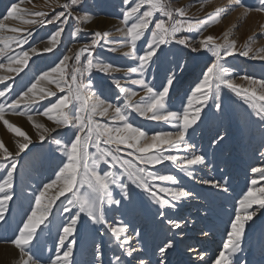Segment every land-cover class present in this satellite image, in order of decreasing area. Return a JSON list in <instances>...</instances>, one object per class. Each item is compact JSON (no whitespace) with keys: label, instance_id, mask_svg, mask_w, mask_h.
<instances>
[{"label":"snow or ice","instance_id":"1","mask_svg":"<svg viewBox=\"0 0 264 264\" xmlns=\"http://www.w3.org/2000/svg\"><path fill=\"white\" fill-rule=\"evenodd\" d=\"M121 2L126 7L121 10L123 28L117 31L122 32L125 38L123 47H126L127 51L123 55L135 61V66L123 71L126 77H131L133 74L139 77L125 79L123 83L120 79L113 80L115 88L119 91L117 100L123 99L122 105L111 103L102 93L93 91V82L88 78L93 69L105 74L122 71L111 63L94 58L96 48L109 36L108 32L100 31L94 32L91 41L82 44L75 53L69 49L71 55H63L54 67L37 76L17 98L12 99L10 103L0 104V121L8 131L22 138L15 142V151H10L4 142L0 141V160L11 161L10 164H6L10 169L7 171V177L0 182V222L6 223L10 202L14 198L13 175L18 158L33 143L32 138L21 127L15 126L5 118L6 114L10 112L14 115H26L28 121L37 130L38 139L41 141L52 136L58 129L71 130V136L67 140L54 138L55 145L65 158L62 166L56 171L55 178L44 184L38 194H35L30 210L18 226L14 238L5 241L18 250V264H40L39 260L34 258L32 248L38 241L39 233L52 223L50 217L56 202L61 197L65 198L60 201L63 213H72L73 209L76 211L67 221H61L57 254L49 260V264H73L71 258L76 244L75 235L82 215L93 224L107 225V231L117 246L125 255L132 257L138 249L131 246L132 237L128 235V225L122 221L108 224L106 214L110 210H121L122 202L130 201L134 195L130 192V185L141 189L157 204L168 208L176 207L173 201H180L193 195L191 191L182 187L159 186L156 181L176 184L177 178L171 174H158L151 169L169 161L192 176L193 173L189 171L192 166L205 164V155L196 154L195 151L185 157L165 153L180 150L181 147L185 151L194 149V145L188 142L186 135L189 129L200 121L201 114L209 101L217 111H221V91L226 88L248 103L255 116L264 122V79L244 75L239 79L246 81L247 86L237 84L233 79L234 73L224 63L225 58L237 52L243 57L251 56L254 60H264V49L259 53L246 45L238 49L236 41L229 40L227 35L222 42H217V38L213 35H202L198 42L185 35L194 31L202 34L207 26L220 20L226 9L217 8L204 19H192L188 18L184 8L174 9L168 0H121ZM234 2L236 5H241V0ZM22 3L23 0H20V3H11L0 20V32L12 33V35L0 36V44L4 45L0 48V55L7 58V63L0 62V69L16 75L28 66L34 55L49 53L58 47L64 25L68 24L70 18L76 20L78 25L88 21L86 15H74V9L80 5V0H65L63 3L61 0H45L49 10L62 9L55 12L51 18H48L49 11H30L23 8ZM258 4V7L247 11L264 13V0H258ZM9 20L19 21L24 25H56L57 27L48 38L47 46L42 49L31 47L29 50H23L21 47L19 53L8 55V52L13 51L12 44L18 47L27 44L32 35L30 30L5 23ZM82 31L84 29L77 26L73 36H77ZM25 32L27 35H24ZM142 41L143 50L138 54V43ZM171 44L189 48L193 53L206 50L214 58L203 71L199 82L191 89L182 111H173L168 107L170 89L176 81L174 73L166 75V83L161 85L160 90L145 79L154 60L159 59V53L164 51V46ZM109 50L118 51L117 48ZM177 66L179 67V64ZM11 78V75L0 76V83ZM129 83L138 85L143 90L144 95L140 96L139 100L134 99L139 93L126 87ZM49 85H54L55 90ZM9 91L11 88L5 85V90L0 91V97H5ZM58 92L62 95L57 96ZM50 97L57 99L49 100L48 105L43 106V110L37 114L45 117L54 127H48L33 119L32 106ZM21 106L24 111H18ZM129 110L147 120L174 124L176 131L156 132L149 135L130 122ZM224 140V136L218 135L213 144H221ZM261 156H264V152ZM102 165L107 167L102 168ZM251 173L252 178L234 209L226 242L211 264H236L234 258L241 250L246 228L258 214L264 212V165L251 167ZM200 183L210 185L224 193L229 191L227 180L221 183L219 180L202 179ZM116 188L120 190V199L114 195ZM161 193L164 195H160ZM165 196L170 197L171 200L164 198ZM112 206L116 208L113 209ZM160 215L163 217L165 214L161 212ZM168 224L172 229L183 231L181 223L175 219H168ZM135 235L139 237L141 233L136 232ZM157 248L160 259L155 261V264H165V257L174 248V243L169 239L162 245H157ZM97 254L99 257V246H97ZM200 259L203 260L204 257L200 256ZM115 264H120L119 256L115 258ZM139 264H147V262L141 259Z\"/></svg>","mask_w":264,"mask_h":264},{"label":"rangeland","instance_id":"2","mask_svg":"<svg viewBox=\"0 0 264 264\" xmlns=\"http://www.w3.org/2000/svg\"><path fill=\"white\" fill-rule=\"evenodd\" d=\"M90 1H92V6L89 14H83L86 9L88 10L87 3ZM14 2L20 3V0H0V20ZM168 2L174 9L184 8L188 18L192 19H204L217 8L226 9L220 20L207 26L202 34L195 31L185 33L193 41L198 42L202 35H213L217 38V42H222L227 35L229 40L236 41L238 49L245 45L257 53L264 49V13L254 10L247 11L259 6L258 0H241L242 6L236 5L234 0L231 2L230 0H168ZM21 6L30 11H49L48 18L62 10L60 8L54 11L49 10L45 5V0H31V2L23 0ZM124 7L126 6L121 0H80V5L74 9V15H87V23L78 25L76 20L70 18L68 24L64 25V32L58 47L52 52L34 55L19 75L9 74L0 69V76H12L11 79L0 83V91L5 90V85L11 88L5 97H0V104L10 103L12 99L17 98L34 82L37 76L54 67L63 55L75 53L82 44L91 41L94 32L100 31L101 33L108 32L109 36L106 40H102L101 45L96 48L94 58L111 63L122 71L105 74L93 69L88 78L93 82V91L98 94L102 93L103 97H107L111 103L122 105L123 99L117 100L119 91L115 88L113 80L120 79L123 83L125 79L139 78L135 74L126 77L123 71L135 66L132 58L123 55L127 51V48L123 47L125 38L122 32L117 31L123 28L121 10ZM5 23L32 32L27 44L20 47L12 44L13 51L8 52V55L19 53L21 47L23 50H29L31 47L42 49L47 46L48 38L57 27L56 25H24L13 20L5 21ZM77 26L84 31L73 36ZM5 35H12V33L0 32V36ZM24 35H27V32ZM3 47L4 45L0 44V48ZM111 48H117L118 51L112 52L109 50ZM69 49L72 53H69ZM142 50L143 41L138 43V54ZM213 59L206 50L193 53L189 48L180 45H167L164 46V51L159 53V59L154 60L145 79L160 90L161 85L166 83V75L174 73L176 81L170 89L168 107L173 111H182L191 89L199 82L203 71ZM0 62L7 63V58L0 55ZM69 63L71 64L72 61ZM224 63L234 73L233 79L237 84L247 86L246 81L239 79L244 75L264 79V60H254L251 56L243 57L237 52L225 58ZM49 87L55 90L54 85H49ZM126 87L139 93V96L134 98L136 100L144 95L138 85L129 83ZM59 95L62 94L58 92L57 96ZM55 99L57 97H50L32 106L33 119L36 122L54 127L50 121L37 113L43 110V106L48 105L49 100L55 101ZM220 102L222 110L217 111L209 101L201 114L200 121L189 129L186 139L194 145L193 150L185 151L181 147L180 150L165 153L185 157L195 151L196 154L205 155L204 165L192 166L189 169L193 173L192 176L181 171L177 165L169 161L151 169L158 174H171L177 178L176 184L156 181L159 186L182 187L191 191L193 195L180 201H173L176 207L168 208L157 204L147 193L130 185V192L134 194L130 201H123V207L119 211H108L106 219L108 224L122 221L128 225V235L132 237L131 246L138 249V252L128 257L111 238L107 225L93 224L82 215L75 235L76 244L73 247L71 258L73 264H115L117 256L120 257V264H139L141 259L147 264H155V261L160 259L157 245H162L169 239L173 241L174 248L165 257V264H211L226 242L234 209L252 178L251 167L264 165V156H261L264 152V122L255 116L248 103L226 88L221 91ZM18 111H24L23 106ZM129 113L130 122L145 130L149 135L156 132L176 131L174 124L147 120L130 110ZM5 118L15 126L21 127L33 140L29 149L21 153L18 158L17 168L13 175L14 198L10 202L6 223L0 222V261L6 262L5 264H18V250L5 241L14 238V233L30 210L35 194H38L44 184L55 178V173L59 166H62L65 158L55 145L54 138L67 140L71 136V130L58 129L52 136L41 141L38 139L37 130L28 121L26 115H14L9 112ZM218 135L224 136L225 140L221 144L214 145L213 141ZM20 139L22 138L8 131L0 121V141H3L10 151H15V142ZM125 158L131 159L127 156ZM10 163L11 161L0 160V182L7 177V171L10 169L6 167V164ZM101 167L106 168L107 166L102 165ZM202 179L219 180L221 183L227 180L229 191L224 193L210 185L202 184L200 183ZM119 192V188L114 190L117 199L121 198ZM164 198L171 200L168 196ZM64 199L61 197L56 202L50 217L52 223L39 233L38 241L32 248V254L40 264H49V260L55 257L61 221H67L68 217L76 211L73 209L72 213H63L60 201ZM112 208L115 209L116 206ZM161 212L165 214L163 217L160 215ZM181 214L184 215L181 216ZM168 219H175L181 223L183 231L172 229L168 224ZM136 232H140L141 235L137 237ZM97 246H99V257ZM200 256L204 259L201 260ZM234 259L236 264H264V212L258 214L246 228L241 250Z\"/></svg>","mask_w":264,"mask_h":264},{"label":"bare ground","instance_id":"3","mask_svg":"<svg viewBox=\"0 0 264 264\" xmlns=\"http://www.w3.org/2000/svg\"><path fill=\"white\" fill-rule=\"evenodd\" d=\"M88 4V10L86 9V11L85 12H83V14H89V11H90V8H91V6H92V1H90V2H88L87 3ZM87 16V15H86ZM23 121V120H22ZM18 123H20V122H18ZM24 124V123H23ZM182 215H184V214H181V216ZM6 261H8V260H6ZM6 262H4V261H0V264H5Z\"/></svg>","mask_w":264,"mask_h":264}]
</instances>
